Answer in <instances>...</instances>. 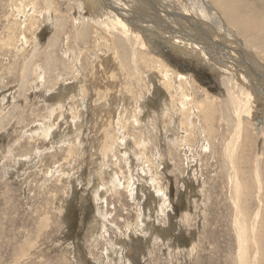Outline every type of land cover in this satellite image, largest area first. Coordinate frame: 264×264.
<instances>
[{
	"label": "rangeland",
	"instance_id": "374dc122",
	"mask_svg": "<svg viewBox=\"0 0 264 264\" xmlns=\"http://www.w3.org/2000/svg\"><path fill=\"white\" fill-rule=\"evenodd\" d=\"M193 1L53 0L55 8L46 14L41 0H0V264H235L222 114L245 99L256 113L241 119L247 135L233 162L249 193L242 198L239 191L237 200L247 219L260 207L254 239L264 264V134L253 128L264 120V81L255 97L238 79L224 78L227 66L199 60L192 45L185 47L189 52L173 46L197 33L219 58L239 49L231 33L247 64L264 71V60L240 44L233 27L222 33L215 28L213 1L206 0L210 11L203 16ZM111 4L130 20L129 26L124 22L129 33L138 35L135 26L143 30L146 46L139 55L166 67L168 72L157 71L159 78L178 75L191 83L189 93L183 89L182 109L171 106L175 93L161 80L143 87L112 54L110 71L100 78L104 52L97 48L94 21L122 32L107 18L116 10ZM193 12L213 15V21L195 22ZM85 25L92 34L79 39ZM225 33L231 41L223 40ZM244 70L239 72L259 80L256 70ZM205 96L210 106L202 113L196 101ZM245 234L250 238V228ZM248 246L252 259L254 247Z\"/></svg>",
	"mask_w": 264,
	"mask_h": 264
},
{
	"label": "bare ground",
	"instance_id": "6f19581e",
	"mask_svg": "<svg viewBox=\"0 0 264 264\" xmlns=\"http://www.w3.org/2000/svg\"><path fill=\"white\" fill-rule=\"evenodd\" d=\"M35 1H37V0H35ZM211 1L214 2L215 6L219 10V12H217V13L215 12V9H214L213 12H211L214 15V17H213V15L211 17L214 18L215 28L221 32V31H225V29H227V26L233 27L236 30V32L238 33V36H240V38H242L240 44H242V46L244 47V45L242 43V41H244L245 44H246V47H245L246 49L254 51L257 55L261 56L262 59L264 60V0H211ZM193 2H195V3H191V4L188 3V4H190L191 7H192V4H194L195 7H196V9H198L202 13V16H203V13L204 12L205 13H208L210 11V8L208 10V7L206 6L207 3H208V2H206V0H194ZM198 2L200 3V5H201L202 8L200 7V5H199ZM254 2H255V4H257L256 6H253L252 5ZM52 3H53V0H41V4L40 5L43 6L45 12L47 11L46 14H49L48 13L49 11L54 10L55 7L53 6ZM111 7L112 8H115V5H112L111 4ZM116 7H119V6L116 5ZM80 9H81V6H80V8L76 9V11L79 14L81 12ZM55 10H57V9H55ZM119 10H121V9H119ZM110 12H111V17L108 16L107 18L109 20L111 19V21L113 20L112 22H114L115 25L120 26L122 28V32L121 33H120V31L118 32V29H116L114 26H109V25H107V24H105L103 22H98V21L95 22L94 21V24H95V26L97 28V30L94 31V34H95L96 37H98L97 39L99 40V42H97V48L100 47V46H102L103 47V49H102L103 51L102 52H104L103 53V56H101V61H100V64H101V67H102L99 70V72L101 74V77L100 78L102 79L104 77L105 72L110 71L109 68L106 66V64L108 65V64L111 63L109 57H110V54H112L111 57L112 58L115 57V60H113V61H117L118 63H120V66L121 67L126 68L127 70L129 68V72H132L134 74V76L136 77V81L138 83H140L143 87H147L148 85L149 86H154L155 83H157L158 80H161V82L164 83V85L168 88V90H172V92L175 93V96L172 95L174 99L172 98V96H170V98H172V100H173V103H172V100L170 99L171 106L175 107L176 105L180 104L179 105L180 107L179 106H177V107H178V109L179 108L182 109V106H183L184 100H185L184 97H183L184 96L183 89L184 90H187V92H188L189 91V88H188L187 85L190 86L191 83L187 82L186 81V78L179 77L178 75L176 77V76H173V75L169 74L172 77L171 76L170 77H167L166 74H165V78H162V79L159 78L157 76V71H158V73L159 72L161 73L163 71L164 72H168V70L166 69V67H164V66L162 67L160 65V62L157 61L156 59L148 58V57L143 58L142 56L141 57H142L143 60H141V58H140L139 53L141 51H143L142 49L146 46V43H145L144 39H142L143 37L141 35V31L143 32V30H140L141 27L135 26V28H136L135 32H138V35L137 36L135 34H131V33H129V30L127 28V26H129V24H130L129 23L130 20L125 19L126 16H120V15H118V14H121V13H120V11H117V9L116 10L113 9ZM40 13H39V19H40V16H42ZM190 14H192V16H190V17H193L195 19L194 20L195 22L198 21V20H202L206 24V23H208L207 22L208 20L209 21H213V20H211V17L209 18V16L208 17H205V19H204V17L201 18L199 15L194 14V12L193 13H190ZM190 14H188V15H190ZM47 16H49V15H47ZM43 17H45V16H43ZM190 17H187V18L190 19V21H191V18ZM125 21L128 23L127 26L125 25V23H126ZM90 22L93 23V21H90ZM187 22H188V20H187ZM190 23H192V22H190ZM63 24H66V23H63ZM152 25H154V24H152ZM188 25H190V24H188ZM223 26H224V29L221 28ZM193 27L196 29L195 24H194ZM193 27H188V29L191 30V28L193 29ZM84 28L85 29L83 31H81V33L78 34V36H76V37H79V39L83 38L86 34H92V31H91L89 25H85ZM166 29H168V28H166ZM201 29L203 30V28H201ZM170 31H171L170 32V35L173 36V37L175 36L174 37L175 40L178 39L177 38L178 34H176V32L174 31V29H171ZM194 31L195 30H193V31L191 30V33L193 35H194ZM100 32L104 34L103 36H107L108 38H110L111 43H112L111 48L109 47V44L107 43V38L106 37H100L99 36ZM220 32H219V34H220ZM76 33H78V32L76 31ZM165 33H166V31H165ZM216 34H217V32H216ZM196 35H197V39H195L193 37L191 39L181 40V38L179 37V40L180 41L175 42L173 47L175 48V50L181 49V50H184L185 51L186 50L185 49L186 45H192V48H196L195 50H197V52H195L196 53L195 54V57H197L199 59V57L201 56L202 61H205L204 59H207L208 58L210 61H213V63H215V65H217L219 67H222L225 70H227L226 69V66H227L229 68V70H230L228 72L229 75L226 72V76L225 77L223 76V77L225 79H229V78H231V79L232 78L238 79L239 81H241V84L243 85V87H245L247 89L248 88L251 89L252 92H253V94H254V96H255L256 94L254 93V91L258 87L260 89L262 87V85L260 86V84H261V81L262 82L264 81V74H262V73H264V71H262V69H259V68H256L255 69L254 65L247 64L248 55L245 53V51H242V53H241V51L239 52L240 45L236 42V40H234L232 34L230 33V35L232 37V40H233V43L235 44V47L236 48H239V49L233 48V50H234L233 53L231 51H230V53L229 52H225L224 54H222V56H220L221 55L220 54L221 52H220L219 53L220 55L217 54V56L219 58H216V57H214V56L211 55V54L214 53L213 50L208 49L209 46L212 47L211 42L208 41V43H206V42H204L205 38H203L202 35H201L202 38L198 37L199 35L197 33H196ZM220 35H222V34H220ZM225 35L230 40L231 37H228V35L226 33L223 35V37H224L223 40L224 41L226 40ZM54 37H56V35ZM186 37L187 36H185V38ZM182 39H184V37ZM57 40H58V38H57ZM219 40H220L221 43L224 42L222 40V38H220V37H219ZM230 43L227 42L228 46H231ZM194 44H195V47L193 46ZM199 44L201 45V47L199 46ZM227 44H226V47H227ZM51 47H52V44H51ZM186 52H189V51L186 50ZM104 54H106V55H104ZM235 54L236 55H239V57L237 56L240 59V60L238 59V62H237V59L234 60V58H233V57H236ZM252 55H250V56H252ZM228 58H229V60H228ZM74 60H76V59H74ZM208 63H210V62H208ZM235 63H238L239 65H241V69H239L238 68V65L235 64ZM253 64H255V63H253ZM115 65H117V64H115ZM112 66H110V68H113L114 67V66L113 67ZM120 66H118V67H120ZM234 67L236 68V70L234 69ZM102 69H104V71ZM244 69L249 70L252 74H255V70H256V72L258 74L257 77H258L259 80H257V78L255 77V75H253L251 77L250 73L247 72V70H244ZM145 70H149V73L148 74H149L150 77L148 75H146V73L144 74V72H146ZM242 70H244V72H247V74H248L249 77L247 75H245L244 73H240L239 72V71H242ZM259 70H261V72H259ZM219 71H221V70H219ZM161 75L164 76L163 74H161ZM132 77H133V75H132ZM135 77H133V79ZM106 78H108V77H106ZM149 79H151V80H149ZM144 80H145V82H144ZM150 81H153V83L150 82ZM257 81H258V84H257ZM246 84H248V85L250 84V85L246 87ZM182 85H183V87H182ZM229 93H230V91H229ZM169 94H170V92H169ZM192 95H193V91H192ZM232 96H233V94H232ZM232 96L230 95V98H233ZM190 97H188V98H190ZM119 98H121V97H119ZM193 99H195V98H193ZM232 101H233V99H232ZM196 102H197L196 103L197 110H199L202 113L203 112L204 113L207 112V110L209 109L208 108V105L210 106V104H209L210 100L208 99V97H206L203 101L202 100H199V101H196ZM168 104H169V102H168ZM247 104H248V100L247 99H245L244 101L243 100L242 101H239L238 103H235L233 101L231 103V105L228 104L229 107H227V109H225L223 111V114H222L223 117H224V119L222 118L223 121H224L223 123H225V125H226L225 127L228 130V134H229V137H228L229 140H228V142L226 141L227 143H225L226 147H224V154L223 155L225 157L224 163H225V161H227V163H226L227 166L225 168V170H227V172H225V173H227V177H228L229 192L232 193L233 198H234V200H233V204H234V208H235L234 225L236 224V227H235L234 231L236 233L235 235H236V238L238 240L237 241V253H236V256L237 257L235 256L236 260L234 261V263L235 264H261L260 250L258 248L257 241L254 239V236H255V232L258 229L257 222H259V219H260V217H258V212H260V207L259 206H261L262 203L261 202L260 203L258 202L259 209L257 210L258 212L255 213L254 217L247 219L246 218V213L244 212V209L241 208V202L239 200H237L239 191L242 192V198H243V194L246 193L245 190H244L245 187L242 186V185H240V181H239V178L237 176L236 169H235L234 162H233V158L235 157V153H236L235 151H241V150H237V149H239V147L241 146L240 143L242 142L241 141L242 136H246L247 135V134L245 135V132H244L245 131V128L243 126L244 121H242L241 119H243V117H245V118H253L252 116L249 115V113H251L252 110H250V108H248L249 105H247ZM212 105H214V104H212ZM168 106H170V104ZM162 112H160V113L162 114ZM252 112L253 113H256L255 110L252 111ZM167 113H169V112H166L165 114H167ZM47 125L50 127L49 124H47ZM40 128H43V127H40ZM253 128H254V130H255L256 133H258V134L259 133L260 134L263 133L264 134V131H263V128H264V120L263 119H260L259 122H257V124ZM42 131H44V129ZM37 134L40 135L39 133H37ZM263 136L264 135H262V137ZM241 147H243V146H241ZM245 156H246V154H245ZM236 157H237V155H236ZM224 167H225V165H224ZM259 167H257V172L255 171V176L257 178H259V176H258V174H259ZM258 188H260V187H258ZM248 193H246V194H248ZM259 214H261V213H259ZM247 228H250V238L248 237L247 234H245V231H246ZM251 233H252V236H251ZM250 244H252V247H254V250H253V253H252L253 254V258L252 259L249 258V256H248V252L249 251H247V249L249 247L248 245H250ZM192 250H194V249H192Z\"/></svg>",
	"mask_w": 264,
	"mask_h": 264
}]
</instances>
